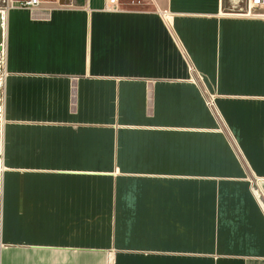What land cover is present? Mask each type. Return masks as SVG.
Listing matches in <instances>:
<instances>
[{
    "label": "crops",
    "instance_id": "obj_1",
    "mask_svg": "<svg viewBox=\"0 0 264 264\" xmlns=\"http://www.w3.org/2000/svg\"><path fill=\"white\" fill-rule=\"evenodd\" d=\"M59 1L3 20L0 264H264L250 0Z\"/></svg>",
    "mask_w": 264,
    "mask_h": 264
},
{
    "label": "built area",
    "instance_id": "obj_2",
    "mask_svg": "<svg viewBox=\"0 0 264 264\" xmlns=\"http://www.w3.org/2000/svg\"><path fill=\"white\" fill-rule=\"evenodd\" d=\"M251 2V10L248 12V15L258 18L264 19V0H250ZM59 5V0H6V5L8 10L10 7L18 6L23 8H38L42 5ZM106 8L109 10H116L118 8V0H107ZM5 39V37H4ZM4 39H3V47H4ZM254 186V193L260 202L261 206L264 209V191L260 187L259 181H253Z\"/></svg>",
    "mask_w": 264,
    "mask_h": 264
},
{
    "label": "rangeland",
    "instance_id": "obj_3",
    "mask_svg": "<svg viewBox=\"0 0 264 264\" xmlns=\"http://www.w3.org/2000/svg\"><path fill=\"white\" fill-rule=\"evenodd\" d=\"M6 8H7L6 1L0 0V82L2 80V68H3V62H4L3 39H4L5 36H4V22H3V19L5 17V13L7 11ZM0 110H1V104H0ZM0 119H1V113H0Z\"/></svg>",
    "mask_w": 264,
    "mask_h": 264
},
{
    "label": "bare ground",
    "instance_id": "obj_4",
    "mask_svg": "<svg viewBox=\"0 0 264 264\" xmlns=\"http://www.w3.org/2000/svg\"><path fill=\"white\" fill-rule=\"evenodd\" d=\"M4 20V19H3Z\"/></svg>",
    "mask_w": 264,
    "mask_h": 264
}]
</instances>
